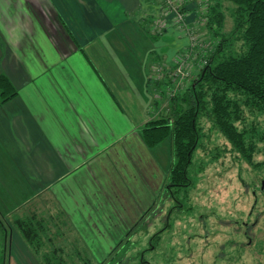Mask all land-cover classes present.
<instances>
[{
    "label": "crops",
    "instance_id": "1",
    "mask_svg": "<svg viewBox=\"0 0 264 264\" xmlns=\"http://www.w3.org/2000/svg\"><path fill=\"white\" fill-rule=\"evenodd\" d=\"M161 7V0H0V74L17 90L0 106V212L7 219L32 203L45 215L61 211L59 244L89 250L90 240L126 226L111 219H141L156 208L166 179L157 167L148 184L152 149L141 135L161 107L152 65L170 71L190 48L181 31L150 33L152 24H143V14ZM133 42L152 46L132 52ZM171 161L163 163L170 168Z\"/></svg>",
    "mask_w": 264,
    "mask_h": 264
},
{
    "label": "rangeland",
    "instance_id": "2",
    "mask_svg": "<svg viewBox=\"0 0 264 264\" xmlns=\"http://www.w3.org/2000/svg\"><path fill=\"white\" fill-rule=\"evenodd\" d=\"M200 1L205 3L203 7L199 4ZM184 6L182 12L185 16L181 21H178V16L171 9L166 8L158 15L153 12L143 14L142 22L144 21V25L152 24L150 33L160 34L173 27L174 30L187 32V37L190 34L197 36L195 44L177 57H182L185 62L184 71L188 72L189 82L204 62L203 56L207 58L220 42L216 35V22L207 25L210 11L213 7L224 11V32L229 34L233 29L230 16L233 3L229 0H187ZM135 35L144 43V34L137 31ZM190 41L189 43L193 42ZM143 43L133 42L129 47H132V52H145L152 46L149 42H145V45ZM242 48L243 42L235 40L230 45L225 44L221 55L235 54ZM139 55L138 53V57ZM166 71L160 63L152 65L150 81L154 84L153 97L161 101V108L167 106V94L175 92L172 88L169 89L172 85L168 87L161 82ZM150 108L156 109L155 104ZM200 126L202 146L196 149L189 167L191 184L175 190L173 197L166 195L163 189L161 197L159 195L157 198L156 208L147 212L145 218L130 215L111 219L117 226H121L120 222H126V226L110 228L112 233L99 236V242L90 240L88 246L91 249L88 252L94 264H115L120 255H123L125 264H136L134 257L137 255H144L153 264H264V166L260 164L263 161L260 151L264 147V140L257 142L259 153L254 158V164H249L231 148L227 139L206 115L201 116ZM245 126H255L257 130L254 135L264 136V110L246 114ZM168 145L171 146L170 151ZM149 149L152 150L147 154L146 161L148 184L153 181L149 177L154 176L157 167L158 173L167 181L169 166L163 160L174 159L170 139L159 148ZM157 156L161 162L154 166L150 161L157 159ZM40 210L41 207L32 203L13 211L8 219L7 212L2 210L0 227L8 224V220L16 212L29 214L34 211L39 213ZM132 223L139 224V227L127 225ZM13 230L14 232L9 231L12 247L9 264H41L20 234ZM157 233L158 237L155 238ZM119 242L121 243L117 244ZM116 246L118 247L112 249ZM151 246L154 247L149 249Z\"/></svg>",
    "mask_w": 264,
    "mask_h": 264
},
{
    "label": "trees",
    "instance_id": "3",
    "mask_svg": "<svg viewBox=\"0 0 264 264\" xmlns=\"http://www.w3.org/2000/svg\"><path fill=\"white\" fill-rule=\"evenodd\" d=\"M229 1L233 3L230 14L232 31L229 34L224 32V11L213 7L207 25L216 22L219 44L207 55L206 62L194 78L183 86L172 80L169 69L163 74L161 82L168 87L172 85L169 89L175 92L167 94V106L160 107L158 114L141 129L142 138L149 148L167 138L171 139L174 159L164 187L166 195L171 197L175 190L191 184L189 167L196 149L202 146V115H206L231 148L249 164H254V158L259 153L257 142L264 140L263 134L254 135L257 130L255 126H245L246 114L264 110V0ZM239 39L243 42L242 50L221 55L225 44L230 45ZM163 93L166 94V91ZM16 95L17 90L9 77L0 74V106ZM154 102L156 105L161 104L158 99ZM260 153L263 156L260 164L264 166V147ZM50 210L48 215L36 211L29 214L16 212L8 224H2L0 264H9V231L13 229L20 234L41 264H94L88 250L79 248L78 244H68L71 245L69 248L59 244V238L66 234L61 228L66 219L61 211ZM65 236L69 238V235ZM155 236L157 238L158 233ZM123 241L127 242V239ZM122 259L123 255L117 256L115 264H125ZM134 259L136 264H153L144 255H137Z\"/></svg>",
    "mask_w": 264,
    "mask_h": 264
},
{
    "label": "built area",
    "instance_id": "4",
    "mask_svg": "<svg viewBox=\"0 0 264 264\" xmlns=\"http://www.w3.org/2000/svg\"><path fill=\"white\" fill-rule=\"evenodd\" d=\"M186 1L187 0H161V3H162L161 8H162V10L163 9L165 10L166 8L171 9L176 14V16H178V21H181L184 19V16H185V14H183V12H182V9L185 7L184 5H185ZM199 4H202L201 7H203V4H205V3H202V1H200ZM181 32L184 33L185 35L188 34L184 30H182ZM188 38H189V40L193 41L192 43H190L191 44L190 47H192L195 44V40H196L197 36L190 34V35H188ZM178 56H180V55H178ZM203 59H205L204 56H203ZM205 62H206V60H204V62L201 64V66ZM174 67L175 68H173V69H171V71H169L171 78H172V80L177 81L178 85L183 86L187 82L189 77H188V72L185 73V71H184L186 69V65H185V62L183 61L182 57L175 59Z\"/></svg>",
    "mask_w": 264,
    "mask_h": 264
},
{
    "label": "water",
    "instance_id": "5",
    "mask_svg": "<svg viewBox=\"0 0 264 264\" xmlns=\"http://www.w3.org/2000/svg\"><path fill=\"white\" fill-rule=\"evenodd\" d=\"M262 187H264V181H263V183H262Z\"/></svg>",
    "mask_w": 264,
    "mask_h": 264
}]
</instances>
